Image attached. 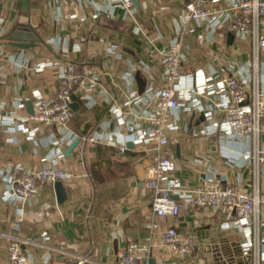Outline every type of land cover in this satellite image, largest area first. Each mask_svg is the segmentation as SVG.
Segmentation results:
<instances>
[{
    "label": "crops",
    "instance_id": "1",
    "mask_svg": "<svg viewBox=\"0 0 264 264\" xmlns=\"http://www.w3.org/2000/svg\"><path fill=\"white\" fill-rule=\"evenodd\" d=\"M136 1L125 12L119 0H84L66 17L56 0H0V263L7 239L19 238L27 241L23 249L31 264H117L127 239L142 242L151 220L193 235L200 245L187 259L158 246L151 256L155 264L264 263V217L221 228L218 215L187 209L181 200L177 218L154 217L152 192L143 182L151 156L136 136L143 125V93L161 87L160 55L150 59L147 54L179 39L182 105L171 120L164 156L186 185L205 181L210 167L217 179H226L222 184L249 191L256 184L264 193V167L255 180L251 165L241 160L252 143L225 138L217 129L227 99L214 86L231 67L250 88L255 79L264 87V53L255 62L249 38L228 42V34L212 32L206 23L181 28L177 15L188 0ZM17 29L29 40L10 41ZM18 42L28 46L12 45ZM66 62L106 65L107 92L93 89L87 102L74 97V115L63 131L35 126L28 120L34 104L56 90ZM90 134L97 141L83 143ZM41 165L66 171V199L59 204L53 184L41 183L34 200L11 201L6 175L16 167ZM244 245H249V262L242 255ZM78 257L86 260L79 263Z\"/></svg>",
    "mask_w": 264,
    "mask_h": 264
},
{
    "label": "built area",
    "instance_id": "2",
    "mask_svg": "<svg viewBox=\"0 0 264 264\" xmlns=\"http://www.w3.org/2000/svg\"><path fill=\"white\" fill-rule=\"evenodd\" d=\"M56 1L64 15L72 17L84 0ZM119 3L125 12L134 6V0H119ZM177 21L183 29L190 24L206 23L212 32L218 31L223 35L231 33L237 39L249 38L255 62L257 56L264 53V0H229L221 6H212L211 0H188L180 9ZM156 52L161 60V87L143 93L144 107L140 113L143 125L136 129L137 140L151 156V162L144 168L143 182L152 192V215L177 218L181 200L187 209L218 215L223 220L221 228L234 223L245 224L250 217L258 223L264 217V193L259 191L256 184L250 191L222 184L221 181L226 179H217L216 173L207 167L209 176L205 181L194 186L186 185L176 175L173 163L164 156L163 150L170 141V130L173 128L171 120L182 105L178 100L183 64L180 40H173L159 50L150 49L148 58H153ZM3 55L4 47L0 41V60ZM42 68L43 65H40L36 69ZM231 70L230 67L228 75L214 84L217 92L227 99L221 107L222 118L217 129L225 138L252 143L251 152L243 154L241 160L251 165L256 180L264 167V87L255 79L250 88ZM108 75L106 65L102 68L90 63L78 65L66 62L60 68L58 87L36 101L28 120L38 127H56L63 131L74 115L73 98L87 102L93 89L106 93ZM189 91L193 93L194 89ZM105 100L111 102L109 97ZM97 139L96 134L81 138L85 144ZM118 149L124 152L126 144L122 143ZM6 176L10 200L29 202L35 199L41 183H63L68 174L57 166L41 165L29 169L16 167L13 173ZM145 227L148 235L142 242L127 239L123 249L117 252V264H140L142 260L148 264L153 249L158 246L182 259L200 250L193 235L183 233L176 227L162 228L153 220ZM26 242L19 238L7 239L5 260L0 264H31L23 249ZM241 251L246 258L250 255L249 245H244ZM78 259L79 263L86 260L84 257Z\"/></svg>",
    "mask_w": 264,
    "mask_h": 264
},
{
    "label": "water",
    "instance_id": "3",
    "mask_svg": "<svg viewBox=\"0 0 264 264\" xmlns=\"http://www.w3.org/2000/svg\"><path fill=\"white\" fill-rule=\"evenodd\" d=\"M27 1V0H26ZM134 2L136 3L137 1L134 0ZM99 22L102 24V18L99 19ZM19 31H22L21 29H17L16 31L13 32V35H10L8 37V39L10 41H28L29 39L26 36V31H23L21 34H19ZM233 35L231 33H228L227 38H228V42H231L233 40ZM12 45L18 47V48H26L28 45L24 44V43H12ZM72 109L74 110V104H72ZM79 139H76L73 144L67 149L65 155H68L69 152L78 144ZM54 186V191L56 194V200L57 202L60 204L62 203L65 199H66V193L63 187V184L61 182H55L53 184ZM247 261L249 262L251 260V256L247 255L246 256ZM148 264H155V261L153 258H150L148 261ZM264 264V263H262Z\"/></svg>",
    "mask_w": 264,
    "mask_h": 264
}]
</instances>
